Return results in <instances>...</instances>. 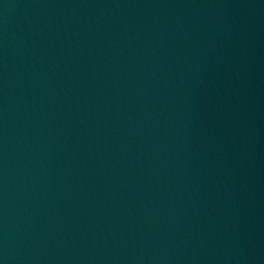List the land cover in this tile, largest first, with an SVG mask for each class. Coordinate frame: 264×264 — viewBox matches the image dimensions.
I'll use <instances>...</instances> for the list:
<instances>
[{"label":"water","instance_id":"obj_1","mask_svg":"<svg viewBox=\"0 0 264 264\" xmlns=\"http://www.w3.org/2000/svg\"><path fill=\"white\" fill-rule=\"evenodd\" d=\"M0 264H264V0H0Z\"/></svg>","mask_w":264,"mask_h":264}]
</instances>
